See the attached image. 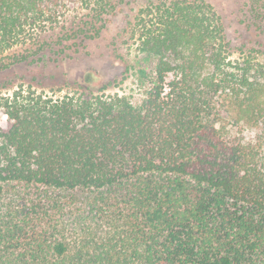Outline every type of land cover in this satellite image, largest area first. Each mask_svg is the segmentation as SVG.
<instances>
[{"label": "trees", "instance_id": "16d2710c", "mask_svg": "<svg viewBox=\"0 0 264 264\" xmlns=\"http://www.w3.org/2000/svg\"><path fill=\"white\" fill-rule=\"evenodd\" d=\"M131 1L0 0V73L65 53L39 37L70 2L82 38ZM245 5L242 61L209 0L139 5L137 103L0 97V264H264V0Z\"/></svg>", "mask_w": 264, "mask_h": 264}, {"label": "rangeland", "instance_id": "374dc122", "mask_svg": "<svg viewBox=\"0 0 264 264\" xmlns=\"http://www.w3.org/2000/svg\"><path fill=\"white\" fill-rule=\"evenodd\" d=\"M145 1L132 0L129 4L122 5L99 35L90 31L94 36L82 38L69 36L75 27L73 22L90 20L92 14L89 15V10L80 2H70L65 7V14L59 18V25L42 31L39 37L41 40L54 39L58 42L56 48H64L65 53L55 59L51 52H47L44 60L19 63L1 72L0 97L11 96L15 90L23 88L52 99H61L67 95L85 98L118 94L128 97L134 103L139 102L146 86L138 81L135 69L126 71V66L136 63L140 54L138 40L130 37L129 21H133L139 5ZM209 1L221 14L225 32L234 50L244 43L249 45L255 34L243 21L246 17V0ZM30 44L15 45L5 55L22 52ZM236 50L231 55L232 59L242 61L249 57L248 50L245 56ZM253 57L255 55L251 56ZM9 125L7 115L0 108V126L7 129ZM233 135L250 140L254 137V130L245 129L242 133L236 130Z\"/></svg>", "mask_w": 264, "mask_h": 264}]
</instances>
